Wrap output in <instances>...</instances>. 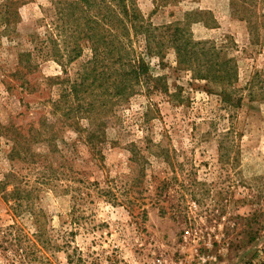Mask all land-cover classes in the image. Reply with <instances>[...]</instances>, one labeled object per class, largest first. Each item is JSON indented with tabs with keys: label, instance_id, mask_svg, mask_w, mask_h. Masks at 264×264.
Returning a JSON list of instances; mask_svg holds the SVG:
<instances>
[{
	"label": "rangeland",
	"instance_id": "rangeland-1",
	"mask_svg": "<svg viewBox=\"0 0 264 264\" xmlns=\"http://www.w3.org/2000/svg\"><path fill=\"white\" fill-rule=\"evenodd\" d=\"M14 1L0 0V264H264V0H134L113 69H145L117 96L94 89L88 41L52 58L87 17ZM194 11L179 54L174 24ZM208 61L221 79L196 78Z\"/></svg>",
	"mask_w": 264,
	"mask_h": 264
},
{
	"label": "trees",
	"instance_id": "trees-1",
	"mask_svg": "<svg viewBox=\"0 0 264 264\" xmlns=\"http://www.w3.org/2000/svg\"><path fill=\"white\" fill-rule=\"evenodd\" d=\"M54 6L59 7V12L61 14H65L68 19L74 16V11L77 10L80 14L79 18L87 17V30L84 31L82 25V29L79 27V31H73L70 34V37H62L59 35V43L63 47V49H57V41L54 42V49H53V57L55 62L59 65H63L62 61L57 57H65L67 58L66 64L73 62L81 55V49L77 43V41L86 40L89 42V46L93 52L92 57V64L93 68L91 70V74H93V87L94 89L98 90V92H102L103 94H107L111 92L112 94H129L126 92L128 90L132 82H136L139 80L141 72L145 69L143 67V62L134 63L133 65H129L127 70H129L130 78H124V74L118 73L117 70L113 69L115 65H118L123 56H126L130 50L128 51L129 45L128 44H120L122 38L125 39V34H127L125 24L129 22H133V20L140 19L139 10L137 7L132 3L134 0H129V5L126 4L125 0H114L115 3L112 4L111 2H106L105 0H65L69 3L68 9L64 8V3L59 0H49ZM234 2V0H232ZM7 3L10 4H17V1L14 0H7ZM22 4V3H18ZM7 4V7H9ZM234 3H231V7ZM234 10V7H232ZM6 13H9L7 11ZM15 14V13H14ZM203 13L199 11L194 12H187L184 13V21L185 23L174 24V28L172 31V40L173 43L175 42L179 47L176 49L177 52L184 53V48L181 45V38L185 36L187 31V24L188 21L191 22H199V19H202L200 15ZM191 19V20H190ZM127 41L128 38H126ZM175 40V41H174ZM73 43H71V42ZM179 43H177V42ZM119 43V46L117 43ZM72 44V46H70ZM198 45V44H197ZM204 45V43H201ZM196 51L194 48H191ZM63 51V52H60ZM20 57H24L25 60L22 61L24 64L25 72H32L33 68L36 66L32 61V54L30 52L23 53ZM20 63V60H19ZM21 64V63H20ZM196 64H199V61H196ZM36 68V67H35ZM101 69L100 71V78L94 74L95 69ZM205 71V75H201V71ZM224 72L225 69H222ZM198 71L196 78L201 79H210V80H218L221 79L222 75L220 71L217 70V67L214 66L211 61L207 62V67L203 69L196 68ZM89 72L84 71L79 73L78 81L72 82L71 85L68 87L70 94L74 97L79 96V92L81 89H86L91 84H86V78L88 77ZM227 74V73H226ZM114 75H117V81L115 86L113 85L114 79H109L110 77L113 78ZM26 84V83H25ZM24 85V83H23ZM93 138V137H92ZM90 138V140H92ZM91 143V141H90Z\"/></svg>",
	"mask_w": 264,
	"mask_h": 264
},
{
	"label": "built area",
	"instance_id": "built-area-1",
	"mask_svg": "<svg viewBox=\"0 0 264 264\" xmlns=\"http://www.w3.org/2000/svg\"><path fill=\"white\" fill-rule=\"evenodd\" d=\"M192 236V232L189 229L183 230V237L185 239ZM207 260L205 256L202 255H195V257H190L186 259H182L177 264H206ZM138 264H168L164 259L154 256L149 260H143Z\"/></svg>",
	"mask_w": 264,
	"mask_h": 264
}]
</instances>
